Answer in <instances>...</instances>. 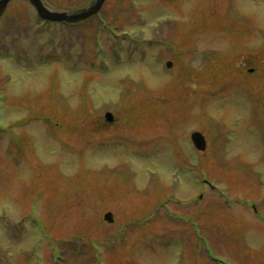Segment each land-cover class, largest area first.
Listing matches in <instances>:
<instances>
[{
	"label": "rangeland",
	"instance_id": "1",
	"mask_svg": "<svg viewBox=\"0 0 264 264\" xmlns=\"http://www.w3.org/2000/svg\"><path fill=\"white\" fill-rule=\"evenodd\" d=\"M0 264H264V0H13Z\"/></svg>",
	"mask_w": 264,
	"mask_h": 264
},
{
	"label": "water",
	"instance_id": "2",
	"mask_svg": "<svg viewBox=\"0 0 264 264\" xmlns=\"http://www.w3.org/2000/svg\"><path fill=\"white\" fill-rule=\"evenodd\" d=\"M12 0H0V17L4 14ZM35 6L38 14L46 20L60 22H78L89 18L98 13L106 0H93L91 5L77 12L57 11L49 7L42 0H29ZM192 139L196 147L200 150L205 149V140L201 133H194ZM111 221V214L105 216Z\"/></svg>",
	"mask_w": 264,
	"mask_h": 264
}]
</instances>
